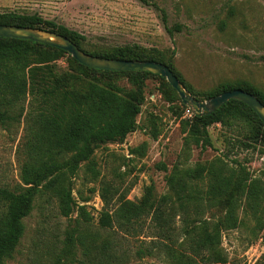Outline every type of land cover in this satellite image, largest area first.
Instances as JSON below:
<instances>
[{
	"label": "rangeland",
	"instance_id": "374dc122",
	"mask_svg": "<svg viewBox=\"0 0 264 264\" xmlns=\"http://www.w3.org/2000/svg\"><path fill=\"white\" fill-rule=\"evenodd\" d=\"M7 12L36 14L74 30L86 38L82 48L89 52L128 46L161 53L166 60L170 57L194 93L211 91L226 81H247L264 91V0H0V13ZM68 56L49 63L53 73L69 69ZM110 79L126 92L135 89L127 75ZM142 93L135 130L122 142L94 151L96 177L82 167L72 179L74 200L91 217L87 231L95 230L99 213L105 209L100 197L103 185L110 187V203L117 206L119 199L138 201L147 186L153 187L157 198L171 194L167 176H181L190 180L183 194L190 191L196 202L187 218L177 213L171 220L174 248L185 252L181 245L185 230L205 221L220 232L226 264L260 260L264 256V144L248 141L251 124L236 120L228 126L211 124L207 127L210 145L201 149L200 135L192 132V116L165 79L149 76ZM199 98L207 100L203 95ZM25 111L21 118L0 125V186L10 190L21 186L23 144L29 132ZM217 159L225 164L223 175L243 173L263 186L260 224L254 223L242 201L235 209L236 225L223 224L225 210L220 198L210 199L206 175ZM23 223V236L3 264H70L77 255L70 244L68 252L63 251L66 236L72 235L76 245L75 236L83 231L77 209L61 217L55 199L40 190ZM141 226V233L120 240L132 252L124 264H169L162 254L134 257L139 239L149 241L151 235L148 219ZM115 231L116 227L110 232Z\"/></svg>",
	"mask_w": 264,
	"mask_h": 264
},
{
	"label": "trees",
	"instance_id": "16d2710c",
	"mask_svg": "<svg viewBox=\"0 0 264 264\" xmlns=\"http://www.w3.org/2000/svg\"><path fill=\"white\" fill-rule=\"evenodd\" d=\"M161 16L165 23L164 14ZM0 25L39 28L56 33L69 39L83 52L99 58L162 63L199 100L201 95L209 99L237 89L252 94L264 105V91L247 81H226L211 91L194 93L173 68L170 57L166 60L161 53L128 46L89 52L82 48L86 40L83 35L36 14L0 13ZM174 28L179 30L178 26ZM166 30L172 35L170 28ZM65 54L63 50L47 44L0 37V125L21 118L26 110L25 121L29 129L23 144L20 188L10 190L0 186V264L11 257L23 236V219L40 190L55 199L61 217H69L75 209L79 212L84 226L83 231L75 236L77 244H73L72 235L64 240L63 251L68 252L69 244L76 249L77 255L69 261L70 264H124L132 252L123 247L120 240L126 241L128 237L141 233L144 219L149 221L147 229L151 235L149 241L139 239L135 258L162 254L169 264H226L219 246L220 232L205 221H198V226L185 230L181 243L185 252L174 248L171 220L177 213L187 218L196 202L190 191L183 194L190 180L181 176L176 179L167 176L171 194L157 198L153 187L147 186L138 201L119 199L115 201L117 206L110 203V187L103 185L100 197L105 209L99 213L95 230L87 231L91 217L84 206L76 204L72 179L82 167L86 174L97 176L94 151L105 144L122 142L135 130L145 79L149 76L163 78L141 71L92 69L69 56V69L53 73L49 63ZM173 54L172 49L170 56ZM113 75L129 76L135 89L124 91L110 79ZM181 105L186 110L182 102ZM231 120L250 123L248 141L264 144V125L257 115L245 104L229 100L209 115H192V132L200 135L201 149L210 145L207 127L215 123L228 126ZM224 169L225 164L217 159L215 164L209 165L206 174L210 199L220 198L225 210L223 224L230 228L236 225L235 209L241 201L254 223L260 224L263 186L256 179L248 180L243 173L235 175L232 172L225 176L222 174ZM114 227L115 233L110 232ZM254 264H264V256Z\"/></svg>",
	"mask_w": 264,
	"mask_h": 264
},
{
	"label": "water",
	"instance_id": "95a60500",
	"mask_svg": "<svg viewBox=\"0 0 264 264\" xmlns=\"http://www.w3.org/2000/svg\"><path fill=\"white\" fill-rule=\"evenodd\" d=\"M0 37L27 40L61 49L79 64L103 71H141L158 75L176 91L182 104L194 116L209 115L220 109L229 100H236L251 109L264 125V105L252 94L242 90L222 92L207 100L193 97L177 77L162 63L155 61L115 60L92 56L80 50L69 39L47 30L13 25H0Z\"/></svg>",
	"mask_w": 264,
	"mask_h": 264
},
{
	"label": "built area",
	"instance_id": "2783aa9c",
	"mask_svg": "<svg viewBox=\"0 0 264 264\" xmlns=\"http://www.w3.org/2000/svg\"><path fill=\"white\" fill-rule=\"evenodd\" d=\"M186 114H187L188 116H192V115H193L192 112H191V110L188 109V108H186Z\"/></svg>",
	"mask_w": 264,
	"mask_h": 264
}]
</instances>
